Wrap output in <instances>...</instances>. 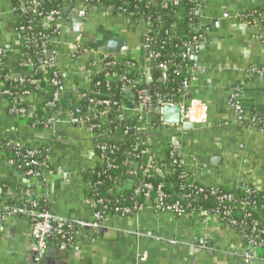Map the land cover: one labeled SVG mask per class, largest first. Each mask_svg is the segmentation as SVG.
I'll return each mask as SVG.
<instances>
[{
    "label": "crops",
    "instance_id": "1",
    "mask_svg": "<svg viewBox=\"0 0 264 264\" xmlns=\"http://www.w3.org/2000/svg\"><path fill=\"white\" fill-rule=\"evenodd\" d=\"M255 8H264V0H208L201 28L214 41L192 62L197 76L193 97L204 105L203 117L211 127L194 123L190 130L166 133L155 140L157 147L174 143L184 156L186 171L203 185L227 189L246 186L264 192L263 128L241 124L258 115L255 110L264 116V20L248 24L238 18ZM67 15L69 21L61 25L55 48V67L69 89L83 75L82 60L73 58L70 50L80 25L74 16ZM18 16L7 0H0V47L11 71L20 65L14 32ZM83 22L90 43L95 40L104 46L114 37L126 42L128 35L137 34L139 26L128 25L95 7L88 10ZM112 22H122L124 35H104L98 41L94 29L109 28ZM41 95L33 100L38 102ZM232 95L235 106L243 112L242 118L230 105ZM61 99L58 122L43 129L41 124H29L11 115L8 101L0 96V140L36 148L51 146L54 168V173L43 171V182L27 178L8 163L6 152L0 148V207L16 203L21 189L26 188L36 199L46 201L57 222L78 232L65 253L49 243L42 264H246L243 240L231 228L215 222L203 226L146 210L131 217L108 216L100 234L75 226L74 222H93L83 173L93 171L100 163L87 128L67 122L70 101ZM30 231L31 222L22 213L1 224L0 264H36ZM253 264H264V260Z\"/></svg>",
    "mask_w": 264,
    "mask_h": 264
},
{
    "label": "built area",
    "instance_id": "2",
    "mask_svg": "<svg viewBox=\"0 0 264 264\" xmlns=\"http://www.w3.org/2000/svg\"><path fill=\"white\" fill-rule=\"evenodd\" d=\"M144 8L156 7L171 9L177 8L183 0H143ZM192 3L191 14L196 17L197 21L189 25V30L194 34L190 41L183 43L181 55L187 56L190 61L195 57L203 48L209 47L213 44L212 39L202 31L201 23L204 17L205 10L207 9L208 0H189ZM100 8L106 14L113 16V7L105 8L96 7L93 0H72L67 3L62 11L64 15L71 14L75 11V18H83L90 8ZM14 12L28 13L32 16L33 20L40 23L43 28H50L51 24L57 25L56 38L50 36L40 37L41 52L37 53L38 58L36 61L26 57L25 54L20 53V65L16 71L7 73L4 77L0 76V96L8 101V112L11 115L19 116L27 119H33L34 125L41 124L42 128L51 127L52 123H57L58 106L61 102L63 94L68 91L71 95L76 96V109L82 112L80 115H74L68 109L67 122L73 125H84L93 143V148L98 152L97 158L101 169L105 168L103 173L108 170L116 168L114 162V155L118 150L116 144H109L106 139L116 137L118 126H114L111 115V105L114 103L110 100L109 94H102L106 96L104 99L89 101L91 106L81 108L79 100L87 98V94H99L91 89L89 85L90 80L97 74L103 72L105 68L120 66L122 72H105L104 77L107 82H120L123 87V100L118 103L117 115L115 119L119 122H132V126L124 128L123 135L130 132L135 136V147L130 151L125 149V159L122 165L127 167L125 173V186H133L131 201L132 206L124 205L120 198L123 195L122 187L113 181L110 188L105 192L109 196L115 197L113 203L96 193L97 188L103 185V181H96L93 184L86 183L87 187V201L92 207L93 222H74L75 226L80 228H98L108 216H117L119 218L136 216L150 210L156 215H170L175 218H186L193 220L196 223L207 226L212 225L213 222L220 226L231 228L233 231L238 229L243 234L249 231L248 237L244 235L246 240V252L244 260L246 264H253L256 260H264V240L260 238L264 235V227L260 223L253 221L250 225L237 223L234 219V210L244 212L246 216H250V210L258 211L260 207L254 200L237 201L232 194L223 193L219 190L218 186L203 185L208 188L210 194L215 196L214 202L221 206V210L208 211L205 209L192 208L190 199L192 195L181 194L177 198L179 200L187 201L181 204L179 201L169 203L167 202L168 196L163 190L162 184L153 185L147 181L150 177H165L174 171L175 168H181L183 171L180 174V179L184 185L192 187L193 184L198 183L194 175L186 171L184 166V156L179 148L173 143L167 147H157L155 140L160 135L166 133H183L185 129L184 124H200L202 127H211L206 123L203 117L204 105L195 99L194 91L197 84L196 66L192 63L182 61L178 66H170L171 62H158L160 53L155 49L159 28L162 24V16L153 14H128L127 11L122 9V14L117 19H123L128 25L140 24L143 26V32L140 42L132 49H122L118 52H107L104 50V45H100L98 49L92 48V44L87 38V33L84 28V22L80 25V31L73 37L70 50L73 58L82 60L80 64V72L83 75L79 81H75L68 89L61 75L54 74L50 80L46 78V64L52 62L55 66V48L57 47L59 36L62 32V26L68 22L63 18L59 11H52L47 14L38 12V0H20L17 8H11ZM176 12V11H175ZM68 16V15H67ZM70 18V17H69ZM238 18L248 24L264 20V8L260 10L251 9L245 13L239 14ZM157 24V27L154 26ZM26 29L24 26H15L14 32L18 40L19 48H22L24 42L28 43L21 36V32ZM167 35L174 34L173 31L165 33ZM124 35V34H123ZM50 48V49H49ZM51 52V58H46V53ZM129 57L136 62H124V58ZM136 58V59H135ZM6 54L3 48L0 47V66L6 64ZM91 63L94 70H89L86 64ZM170 63V64H169ZM28 70V72H26ZM157 70L162 74L161 81H168L170 76H183L184 81L181 86L176 90V95L159 94L153 95L145 88L153 82L152 73ZM134 72L136 78H130L129 75ZM16 76V77H15ZM18 79L20 85L28 83L35 88L34 92L23 90L20 93L14 94L7 88L12 79ZM61 78V79H60ZM160 81V79L158 80ZM142 83L143 89L137 86ZM53 87L54 91H48V87ZM82 90V93L79 91ZM129 91V94L125 92ZM42 94L41 100L38 102L36 99L38 94ZM46 95L51 96V100L45 104ZM157 98L156 101L153 99ZM234 96L230 99L232 108L236 109L239 118L244 117L243 112L238 109L234 104ZM33 101L34 104L30 108L21 107L20 105L25 101ZM72 104L69 102V106ZM165 106H178L180 108L181 117L179 125L167 124L163 121L162 113ZM101 107L99 111L97 108ZM201 111V112H198ZM242 125L253 127H264V116L252 115L248 120L241 122ZM264 131V128H263ZM16 149L15 156L18 158L15 162L8 161L9 164L16 167L25 176L30 178H37L38 173H34L33 168H39L40 177L43 182V171L48 170L47 165H51L52 147L44 146L36 148L32 146H24L19 141L8 142ZM25 148L23 152L20 150ZM169 148H171L169 150ZM168 150V151H167ZM39 158L43 161L39 162ZM52 166V165H51ZM206 168L205 165H202ZM171 168V169H169ZM94 170V169H93ZM92 172V171H91ZM54 173V171H51ZM229 189V190H234ZM238 189V188H237ZM246 194L259 192L264 194L263 191L251 189L249 187L240 188ZM203 192L202 188L195 187L194 196ZM118 196V197H117ZM141 198L142 203H138L137 199ZM227 204H232L229 206ZM22 213L27 216L31 222V237L33 240V261L39 264L44 258V252L49 243H55L60 250L66 251L73 245L74 238L77 237L78 232L74 227H64L60 222H57L49 209H42L38 203V199L31 196L29 190L20 193L18 200L12 206L0 207V226L9 217ZM234 231V232H235ZM260 254V255H258Z\"/></svg>",
    "mask_w": 264,
    "mask_h": 264
},
{
    "label": "trees",
    "instance_id": "3",
    "mask_svg": "<svg viewBox=\"0 0 264 264\" xmlns=\"http://www.w3.org/2000/svg\"><path fill=\"white\" fill-rule=\"evenodd\" d=\"M10 4L11 8H17L19 5L20 0H7ZM72 0H38L39 2V9L38 12L42 14H47L52 11H59L63 18L69 19V15L63 14V7L69 3ZM93 4L96 7H102L103 9L113 7V16H118L122 14V9L124 11H127L128 14H136V13H143V14H153L154 15H161L162 16V24L159 28V34H158V41L156 43L155 49L160 53V57L158 58V62H171L170 66H178L182 61L192 64L193 62L190 61V59L185 56L181 55L182 53V45L183 43H186L191 40L192 36L194 35L189 30V25L192 23H195L197 21L196 17L191 14V8L192 3L189 0H183L181 4L175 8L171 9L170 7L167 8H157L156 7H149L144 8V1L143 0H93ZM261 8H256V10H260ZM176 11V12H175ZM19 14L16 26H24L26 29H24L23 32H21V36L27 40L24 42L22 48H20V53L25 54L26 57L30 58L33 61H36L38 58L37 53L40 54L41 52V40L40 37L43 36H50V38H56L57 34L53 33V31H57L58 27L56 24L52 23L51 27L46 29L43 28L40 23L36 20H33L32 16L28 13ZM154 26L157 27V24L154 23ZM173 31L174 34L167 35L165 33ZM50 49V48H49ZM136 59V58H135ZM136 62L134 59L125 57L124 62ZM194 64V63H193ZM87 69L94 70L93 65L91 63L86 64ZM46 78L51 79L53 78L54 74H59L60 72L58 69L52 64V62L46 64ZM9 72V68L7 64H4L0 66V76L4 77ZM105 72H122V68L120 66H114L111 68H105L103 72H97V74L90 80L89 85L91 86V89L95 92H99V94H87V98H82L79 100V103L81 105L82 111L87 106H91V102L89 99L92 100H99L104 99L106 96H103L104 94H109L110 100L114 105H111V115L110 119L112 120L114 126H118L116 137L111 139H106L108 143L110 144H116L118 147L117 152L114 155L115 159V166L116 168L108 170L105 174L103 171L105 168L101 169L100 167L95 168L92 172H84V181L85 183H91L93 184L96 181H103V185L97 188L96 193L100 194L101 196H105V199L108 201L115 200V197L107 195L105 192L108 188L111 187L113 181L116 182L119 186L122 187L123 195L120 198L121 202L124 205L132 206L131 201H129L130 197L132 196L133 186H125V173L127 170V167L125 165H122V162L125 159V153L124 150L127 149L130 151L131 148L135 147V136L132 135L130 132L127 135H123L125 126L128 128L132 126V122H119L115 119V116L117 115V107L118 103L123 100V87L120 82H107L104 74ZM130 78H136L135 73L132 72L129 75ZM162 74H160L159 71L155 70L152 73V80L153 82L148 85V87H145L150 94L159 93V94H169V95H176V90L181 86V84L184 81L183 76H170L168 81H161ZM61 79V78H60ZM160 79V81H158ZM3 81V80H0ZM144 85L140 83L137 87L139 89H143ZM9 90L16 93H20L23 90H28L30 92H34L35 88L28 83H25L24 85H20L18 82V79L13 78L12 81L7 86ZM48 91L53 93L54 88L48 87ZM79 93H82V90L79 91ZM68 91H66L63 97H66L71 102L72 106L68 107V109L73 112L74 115H80L82 112H78L76 109V96L71 95L69 93V97H67ZM103 94V95H102ZM155 97V96H154ZM156 101V97L153 98ZM7 100V99H6ZM51 100V96L46 95L45 98V104ZM33 101H25L20 106L30 108L31 105H33ZM69 106V105H68ZM99 111L102 110L101 107L97 108ZM35 121L33 119H27V123L31 124ZM40 126V125H39ZM41 127V126H40ZM0 148H2L6 152L7 161H13L15 162L18 158L15 156L16 149L9 145L6 140H0ZM171 148H169L170 150ZM25 148H22L20 151L23 152ZM168 151V150H167ZM95 153L98 155V152L95 150ZM43 161V158H39V162ZM47 168L49 171H54V168L51 165H47ZM171 169V168H169ZM27 169H22L20 172H25ZM34 173H38L36 180L39 182L42 181L40 177V170L39 168H33L32 169ZM181 168H175L173 172H171L169 175L165 177H154L149 178L147 181H150L153 185L162 184L163 190L165 194L168 196L167 202L172 203L179 201L181 204L186 203L187 201L179 200L177 197L181 194L184 195H192V199L189 200L192 204V208L195 207V209H205L208 211H216L221 210V206L216 204L214 202L215 196H212L210 194V191L208 188H204L199 183H195L192 185V187H188V185H184L182 180L180 179V174L182 173ZM25 176V175H24ZM27 178H30L29 176H25ZM195 187L202 188L203 192L194 196ZM253 189V188H251ZM27 189H21V192L26 191ZM219 190L223 193H229L234 196V198L237 201H243V200H254L260 209L256 211L250 210V216H246L244 212H240L237 209L234 210V219L237 223H242L246 225H250L253 221H257L260 223L261 227H264V194L259 192H254L251 194H246L243 192L242 189H234L229 190L227 188H221L219 187ZM32 196V195H31ZM118 197V196H117ZM138 203H142L143 200L138 197L137 199ZM38 203L42 209H49L48 205L45 200L40 199L38 200ZM13 203L9 204L8 206H12ZM229 206H232V204H227ZM235 231V230H234ZM235 233L243 240L244 244H246V240L244 239V235L248 237L249 231H245L240 233L238 229H236ZM260 238L264 240V235H261Z\"/></svg>",
    "mask_w": 264,
    "mask_h": 264
},
{
    "label": "water",
    "instance_id": "4",
    "mask_svg": "<svg viewBox=\"0 0 264 264\" xmlns=\"http://www.w3.org/2000/svg\"><path fill=\"white\" fill-rule=\"evenodd\" d=\"M71 15L74 16V18H75V11H72ZM75 21L79 25H81L83 23V18H77V19L75 18ZM143 30H144L143 26L139 24L137 34L135 36L134 35L132 36L131 34L128 35V39L126 42H124V39L117 38V37L109 39L107 41L105 47H104V50L107 52H120L122 49L130 50V49L134 48L140 42V38H141ZM51 56H52L51 52L46 53V58H51ZM262 72L264 73V70H262ZM125 92L129 94L128 90H125ZM69 95L70 94L68 93L67 97H69ZM255 111L258 115L261 116V114L259 113V110H255ZM78 112H80V110H78ZM162 117H163V121L167 124L179 125L180 124V117H181L180 108L178 106H165L163 108ZM183 128L190 130L193 128V124H184ZM261 128H264V127L261 126ZM214 161H216V159L213 160L212 162H214ZM62 224H65V223L62 222ZM91 229L98 234L101 233V229H98V228H91ZM58 250L60 252L65 253L64 250H60V249H58ZM45 252H47V248H46ZM45 252H44V254H45ZM59 254H61V253H59ZM41 262L39 264H42Z\"/></svg>",
    "mask_w": 264,
    "mask_h": 264
},
{
    "label": "rangeland",
    "instance_id": "5",
    "mask_svg": "<svg viewBox=\"0 0 264 264\" xmlns=\"http://www.w3.org/2000/svg\"><path fill=\"white\" fill-rule=\"evenodd\" d=\"M111 27L106 28V29H99L96 28L94 29L95 35L97 40L100 41V37L104 36V35H121L124 34L125 31V27L123 26L122 22H112V24L110 25ZM94 43H92V48L94 49H98V47L101 45L98 44L97 41H93Z\"/></svg>",
    "mask_w": 264,
    "mask_h": 264
}]
</instances>
